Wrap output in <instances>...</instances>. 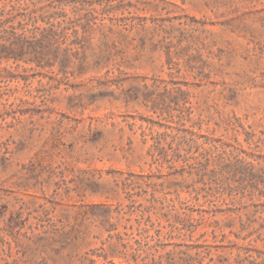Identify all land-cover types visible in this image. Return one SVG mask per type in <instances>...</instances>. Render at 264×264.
Segmentation results:
<instances>
[{
  "label": "rangeland",
  "instance_id": "1",
  "mask_svg": "<svg viewBox=\"0 0 264 264\" xmlns=\"http://www.w3.org/2000/svg\"><path fill=\"white\" fill-rule=\"evenodd\" d=\"M97 4L83 68L74 60L37 75L26 72L31 65L0 63L2 73L18 75L6 72L17 110L0 115V230L18 214L42 225L59 240L32 255L44 264H80L100 246L93 206L148 205L154 194L189 199L182 186L203 187L179 168L167 176L168 165L152 164L151 134L167 131L156 122L201 125L264 157V0ZM227 209L218 208L219 233H229L226 218L235 216ZM37 235L18 234L26 245Z\"/></svg>",
  "mask_w": 264,
  "mask_h": 264
},
{
  "label": "trees",
  "instance_id": "2",
  "mask_svg": "<svg viewBox=\"0 0 264 264\" xmlns=\"http://www.w3.org/2000/svg\"><path fill=\"white\" fill-rule=\"evenodd\" d=\"M98 0H0V63L14 60L31 65L29 70H60L80 62L85 53L90 26L98 22ZM53 70V71H52ZM0 70V115L3 107L17 110L11 102V87L6 69ZM13 79L18 75L10 72ZM9 75V73H8ZM26 83L28 77L22 78ZM3 116H0V119ZM188 122L190 121L187 120ZM162 133H152V164L168 165L195 177L187 186L189 199L154 198L148 205L131 200L123 205H96L93 223L103 234L96 236L100 246L85 253L80 264H264V157L256 150H246L222 133L203 134L201 125L175 130L167 124ZM253 137L254 135H249ZM264 144V140H261ZM169 184H184L170 179ZM171 194V193H170ZM228 195L230 198H227ZM204 201V204L201 202ZM221 203V205H219ZM207 205V208H204ZM256 205L251 214H243ZM227 206L235 216L226 218L229 233H219L223 226L216 219L218 208ZM29 220L13 215L0 230V264H44L32 255L59 243L55 236L42 232V225H28ZM24 228L38 232L24 244L18 236ZM5 234H4V232Z\"/></svg>",
  "mask_w": 264,
  "mask_h": 264
}]
</instances>
